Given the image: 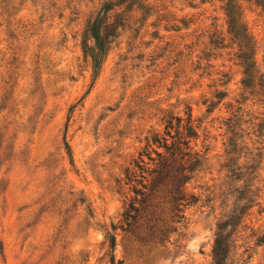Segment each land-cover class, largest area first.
Returning <instances> with one entry per match:
<instances>
[{"label":"rangeland","instance_id":"rangeland-1","mask_svg":"<svg viewBox=\"0 0 264 264\" xmlns=\"http://www.w3.org/2000/svg\"><path fill=\"white\" fill-rule=\"evenodd\" d=\"M227 9L251 38L252 90ZM261 100L264 0H0V264H215L237 154L264 142ZM190 116L193 202L170 242L146 246L145 219L116 229L126 171ZM259 174L260 204L225 227L227 264H264V156Z\"/></svg>","mask_w":264,"mask_h":264},{"label":"trees","instance_id":"trees-1","mask_svg":"<svg viewBox=\"0 0 264 264\" xmlns=\"http://www.w3.org/2000/svg\"><path fill=\"white\" fill-rule=\"evenodd\" d=\"M227 14L235 24L232 33L240 42L238 58L244 68L242 85L245 91L252 90L258 85V75L255 71L256 62L255 54L252 53L251 38L243 28L240 16L233 18V12L229 9ZM261 102L264 104V100ZM176 121L177 124L170 122L166 126L164 135L153 137L139 153L134 168L126 171V184L132 188L135 196L126 206L120 226L116 229L135 236L140 221L145 219V235L139 238V242L146 246L164 247L170 242L171 233L177 230L173 224L180 223L184 218V210L194 199V196L186 191V186L191 179V163L197 157V154L193 153L191 143L198 133L191 116L185 125L181 118ZM254 127L257 128L256 132H260L264 128V120L254 124ZM257 137L256 142H251L252 147L247 156H242V152L237 154L239 161L243 159V163L237 168L240 175L234 173L230 178L234 177L233 186L238 187L239 196H236L232 205L227 208L229 212L224 213V221L222 220L218 228L213 250L215 264H227L230 259V248L234 242L226 235L225 227L244 223L252 209L260 204L262 182L259 171L263 163L264 142H261L259 135ZM231 141L232 145H235L234 140ZM153 154L156 157H153ZM223 205L226 206L225 202ZM116 246L117 237L114 236L111 238L114 263ZM242 257L243 254L242 264H248Z\"/></svg>","mask_w":264,"mask_h":264}]
</instances>
